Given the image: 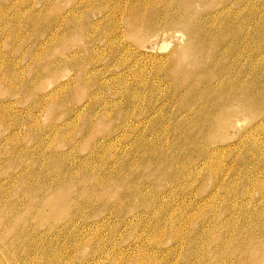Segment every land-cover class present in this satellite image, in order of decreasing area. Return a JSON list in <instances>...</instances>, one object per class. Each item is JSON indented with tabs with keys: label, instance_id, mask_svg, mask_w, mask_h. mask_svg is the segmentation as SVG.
<instances>
[{
	"label": "rangeland",
	"instance_id": "rangeland-1",
	"mask_svg": "<svg viewBox=\"0 0 264 264\" xmlns=\"http://www.w3.org/2000/svg\"><path fill=\"white\" fill-rule=\"evenodd\" d=\"M262 86L264 0H0V264H264Z\"/></svg>",
	"mask_w": 264,
	"mask_h": 264
},
{
	"label": "bare ground",
	"instance_id": "bare-ground-1",
	"mask_svg": "<svg viewBox=\"0 0 264 264\" xmlns=\"http://www.w3.org/2000/svg\"><path fill=\"white\" fill-rule=\"evenodd\" d=\"M178 4H179V3H178ZM180 5H181V4H180ZM182 5H183V4H182ZM178 9H179V8H178ZM115 10H116V9H115ZM118 10H119V9H118ZM129 13H130V12H129ZM143 17H144V16H143ZM222 17H223V16H222ZM182 18H183V17H181V19H182ZM214 18H215V17H214ZM214 18H213V19H214ZM223 18H224V17H223ZM183 19H184V18H183ZM178 20H179V19H178ZM224 20H225V19H224ZM179 21H180V20H179ZM230 21H231V20H230ZM166 22H167V21H166ZM180 22H181V21H180ZM191 22H192V21H191ZM163 23H164V22H163ZM186 23H187V22H186ZM222 23H223V22H222ZM225 25H226V23H225ZM208 26H209V25H208ZM162 28H163V27H162ZM182 28H183V27H182ZM226 28H227V27H226ZM231 29H232V28H231ZM161 30H162V29H161ZM192 30H193V29H192ZM204 30H205V29H204ZM223 30H224V29H223ZM193 32H194V31H193ZM201 32H202V31H201ZM190 33H191V32H190ZM182 34H183V33H182ZM186 34H187V33H186ZM192 34H193V33H192ZM200 34H202V33H200ZM198 35H199V34H198ZM196 36H197V35H196ZM198 37H199V36H198ZM198 37H197V38H198ZM201 37H202V36H201ZM201 37H200V38H201ZM203 37H205V36L203 35ZM217 39H218V38H217ZM220 39H221V38H220ZM203 40H204V39H203ZM198 41H199V40H198ZM201 41H202V40H201ZM201 41H200V42H201ZM202 42H203V41H202ZM198 43H199V42H198ZM206 43H207V42H206ZM199 44H200V43H199ZM206 45H207V44H206ZM208 45H209V43H208ZM208 45H207V46H208ZM201 46H202V44H201ZM216 76H217V75H216ZM215 78H216V77H215ZM218 79H219V78H218ZM207 80H208V79H207ZM210 80H211V79H210ZM218 81H220V80H218ZM226 82H227V81H226ZM245 83H246V82H245ZM248 83H249V82H248ZM224 84H225V83H224ZM230 84H231V83H230ZM244 85H245V84H244ZM244 85H243V86H244ZM231 86H233V84H232ZM234 86H235V85H234ZM241 86H242V85H241ZM243 86H242V89H241L242 91H243L244 87H246V86H244V87H243ZM223 87H225V86H223ZM229 87H230V86H229ZM236 87H238V86H236ZM258 87H259V86H258ZM258 87H257V88H258ZM262 87H264V86H262ZM209 88H210V87H209ZM218 88H220V87H218ZM225 88H226V87H225ZM240 88H241V87H240ZM249 88H250V87H249ZM210 89H211V88H210ZM220 89H221V88H220ZM228 89H229V88H228ZM236 89H237V88H236ZM245 89H246V88H245ZM213 90H214V89H212V91H213ZM224 90H225V89H224ZM229 90H230V89H229ZM232 90H233V88H232ZM232 90H231V91H232ZM253 90H254V89H253ZM258 90H259V89H258ZM210 91H211V90H210ZM210 91H209V92H210ZM212 91H211V93H213ZM219 91L221 92V90L218 89V92H219ZM222 91H223V90H222ZM225 91H226V90H225ZM245 91H246V90H245ZM249 91H250V90H249ZM262 91H263V90H262ZM218 92H216V94H217ZM226 92H228V91H226ZM229 92H230V91H229ZM214 93H215V91H214ZM214 93H213V95H215ZM222 93H223V92H222ZM222 93H221V94H222ZM247 93H248V91H247ZM249 93H250V92H249ZM249 93H248V94H249ZM251 93H253V92H251ZM219 94H220V93H219ZM224 94H226V93H224ZM232 94H233V93H232ZM232 94H231V95H232ZM254 94H257V93L255 92ZM217 95H218V94H217ZM222 95H223V94H222ZM229 95H230V94L228 93V97H229ZM231 95H230V97H231ZM260 95H261V94H260ZM224 96L226 97L227 95H224ZM224 96H223V97H224ZM234 96H235V94H234ZM236 96H237V95H236ZM247 96H249V95H247ZM253 96H254V95H253ZM253 96H252V97H253ZM228 97H227V98H228ZM232 97H233V96H232ZM255 97H257V96H255ZM258 97H259V96H258ZM256 99H257V98H255L254 101H255ZM228 100H229V98H228ZM225 101H226V100H225ZM256 101H258V100H256ZM225 103H226V102H225ZM254 103H255V102H254ZM221 104H222V103H221ZM221 104H220V105H221ZM223 104H224V103H223ZM217 105L220 106L219 104H217ZM255 105H256V104H255ZM215 106H216V105H215ZM218 106H217V107H218ZM223 106H224V105H223ZM227 106H228V104H227ZM252 106H253V105H252ZM252 106H251V107H252ZM225 107H226V106H225ZM254 109H255V108H254ZM205 118H206V117H205ZM209 120H211V119H209ZM263 125H264V123H263ZM257 127H258V125H257ZM257 127H256V128H257ZM263 127H264V126H263ZM263 127H262V128H263ZM260 128H261V127H260ZM258 129H259V128H258ZM263 129H264V128H263ZM205 140H206V139H205ZM203 142H204V141H203ZM263 233H264V231L262 232V234H263ZM75 246H76V245H75ZM78 246H79V245H78ZM74 248H75V247H74ZM76 248H77V247H76ZM76 248H75V249H76ZM77 249H78V248H77ZM79 249H80V248H79ZM216 251H217V250H216ZM93 252H94V251H93ZM215 254H216V252H215ZM232 254H233V253H232ZM94 255H95V254H94ZM97 256H98V255H97ZM98 257H99V256H98ZM93 258H94V257H93ZM218 258H219V257H218ZM224 258H225V257H224ZM226 258H227V257H226ZM90 259L92 260V258H90ZM94 259H96V258H94ZM94 261H95V260H94ZM92 262H93V261H92ZM65 264H66V263H65Z\"/></svg>",
	"mask_w": 264,
	"mask_h": 264
}]
</instances>
